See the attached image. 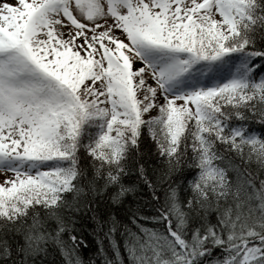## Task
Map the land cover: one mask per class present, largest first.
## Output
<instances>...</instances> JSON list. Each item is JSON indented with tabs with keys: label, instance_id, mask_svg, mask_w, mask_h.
<instances>
[{
	"label": "snow or ice",
	"instance_id": "6c2138e0",
	"mask_svg": "<svg viewBox=\"0 0 264 264\" xmlns=\"http://www.w3.org/2000/svg\"><path fill=\"white\" fill-rule=\"evenodd\" d=\"M0 264H264V0H0Z\"/></svg>",
	"mask_w": 264,
	"mask_h": 264
},
{
	"label": "rangeland",
	"instance_id": "374dc122",
	"mask_svg": "<svg viewBox=\"0 0 264 264\" xmlns=\"http://www.w3.org/2000/svg\"><path fill=\"white\" fill-rule=\"evenodd\" d=\"M3 178V174H0V179H2Z\"/></svg>",
	"mask_w": 264,
	"mask_h": 264
}]
</instances>
